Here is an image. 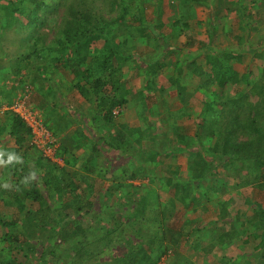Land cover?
I'll return each instance as SVG.
<instances>
[{
	"label": "trees",
	"instance_id": "obj_1",
	"mask_svg": "<svg viewBox=\"0 0 264 264\" xmlns=\"http://www.w3.org/2000/svg\"><path fill=\"white\" fill-rule=\"evenodd\" d=\"M182 1L183 4H201V0ZM211 1L207 24L198 23L209 28L208 43L203 46L206 49L201 51L205 64L198 63L197 54L182 53L174 65L175 83H169L166 88L157 87V73L167 65L172 66L169 61H161L163 56H172L175 51L172 41L179 35L190 34L189 17L184 13L170 23L161 21L158 10L160 21L155 23V19L148 21L145 17L147 6L152 5L148 0H134L128 4L125 0H0V49L3 50V60L8 62L0 80L11 77L19 84H36L37 96L32 92L28 103L33 102L34 97H42V105L47 104L54 88L59 94L65 87V93L77 92L86 101H94L98 121L112 126L129 98L144 102L146 109L141 110V114L156 116L153 109L160 108L159 101L151 96L146 97L145 90L163 97L169 89H175L179 97L183 91L181 79L185 78L195 83L194 92L202 91L206 96V100L201 101L193 136H186L185 127L176 128L177 143L170 150H167L164 142L155 140L157 135L152 136L148 130H142L133 141L129 138L133 132L129 127H122L112 137L110 145L122 155L129 156L132 162L133 159L138 162L135 169L122 174V177L127 176L129 182L127 178L122 180V177L113 174L109 180L113 186L97 189L90 185L85 192L79 190L69 174L60 169L56 162L44 161L40 152L30 145L31 129L20 116L5 113V121L0 122V150L14 151L22 157L25 166L27 152L36 151L39 154L36 165L42 168L47 166V169L27 185L22 180L29 172L20 171V176L11 186L14 191H11V187H0V264H17L14 252L29 262L31 255L36 256L38 251L28 230L40 231L42 227L59 226L61 222L64 225L46 239L49 247L43 248L39 259L47 258L50 264L57 263L61 258L66 260L58 261V264H83L97 259L101 252L99 249L109 247L114 241L113 231L104 225L102 230L105 233L90 242L87 234L94 233L86 228L83 230L82 221L72 218L75 214L80 215L83 203L87 205L89 215L94 210V198L97 200L95 205L100 210H106L96 215H107L114 221L118 213H123L122 209L114 211V207H134L133 212H125L122 220L130 227L138 244L130 249L128 258H121L117 264H124V260L127 264H161L162 261L165 264H196L191 262L195 253L208 257L216 248L225 251L238 243L243 246L258 244V249L250 255L241 252L238 264H264V208L248 201L245 203L254 208L252 216L228 219V209L233 203L232 190L252 186L264 188V48L259 53L257 51L264 39H258L255 49L248 41V50L233 47L212 51L211 46L220 28L216 24L219 11L214 6L216 0ZM246 8L242 6L235 11L239 13L248 40L252 33L257 38V28L261 22L259 12L246 22ZM225 34L233 37V31H226ZM131 41L134 44L130 45ZM97 44H100V49H96ZM154 49L155 53L158 51L161 54L156 59H145L146 67L138 68L136 65L133 72L146 78V88L131 97L130 88L119 79L121 71L128 64L136 63L138 56ZM242 54L250 55L252 61H261L262 66L257 67L256 72H236L231 62L233 56L239 59ZM4 88L3 85L0 89V100L4 98L11 104L12 99ZM38 105L42 106L40 103ZM115 110L119 111L117 115L114 114ZM188 110L186 107L174 114L177 115L174 119L166 117L163 121L174 124L176 120L189 118ZM160 135L166 137L167 134ZM142 140L154 143V149L143 152L139 146L136 148ZM96 151L94 149V157ZM179 154L187 157L188 170L185 177L173 170L172 174L176 175L177 180L167 179L165 185L169 200L166 208L159 212L148 208L151 206L149 198L153 197L149 194L151 188L147 186L146 195L140 198L132 196L130 189H137L134 181L144 178L146 170L151 172L150 165L142 167L141 164L162 162L164 158L170 159ZM61 155L62 152L57 149L56 156ZM22 164L5 167L2 174L11 176L22 168ZM219 168L232 172V187L219 179ZM100 177L106 180L104 174ZM43 190L51 194V201L42 193ZM197 191L202 192L205 205L194 203ZM66 193L72 197L71 200H64ZM85 193L90 199H85ZM214 194L228 197L213 202ZM112 197V205H104L109 202L105 199ZM178 204L187 211L185 215L194 214L196 219L186 220L179 227L173 226L171 221ZM147 210L152 214L150 217L146 216ZM56 212L65 213V216L59 215L60 218L56 219ZM211 214L216 219L205 217ZM99 217L98 222L101 221ZM104 223L108 224V221ZM75 224L77 231L68 228ZM66 232V235L63 234ZM115 235L117 239L124 237L122 232ZM191 238L194 243H200L194 246L195 251L188 245ZM60 243H68L70 248L65 247L60 251ZM50 248L53 249L48 253ZM56 248L60 253L55 251ZM192 251L193 254L189 255ZM68 254L75 260L67 259Z\"/></svg>",
	"mask_w": 264,
	"mask_h": 264
},
{
	"label": "rangeland",
	"instance_id": "obj_2",
	"mask_svg": "<svg viewBox=\"0 0 264 264\" xmlns=\"http://www.w3.org/2000/svg\"><path fill=\"white\" fill-rule=\"evenodd\" d=\"M132 1L134 0H125V3L128 4V3H131ZM148 1H149L148 2L149 5L152 4L151 6H147V9L145 12L146 14L145 17H146V20L148 21L151 19H155L156 20V21L154 20L155 23H158L160 21L158 20L159 18L157 14L158 10H160L161 12V17H162L161 21H164V22L171 23L172 21L176 20L181 13H184V15H187L189 17L188 25L190 28L189 30L190 34L186 36L179 35L175 41L171 40L172 46L174 47L173 49H175V51L172 52V56L167 54L163 56L161 60L165 63L167 61H169V63L170 62L172 63V66L167 65L165 68H163V70L157 73L158 75L156 79L157 87L164 86L167 88L169 86V83H172V84L175 83L176 77H175L174 65H175V62L179 60V58H181L180 55L182 53L183 54L191 53L195 55L197 54L198 63L205 64V56L201 53V51L206 49V46L205 47L203 46L207 45L208 43L209 28L207 25H198V23L203 22L204 24H207V21H208L207 14L209 12L208 6L212 5L213 1L201 0V4L197 6L193 4H189V3L183 4L182 0H148ZM214 6L219 10L217 12L218 19L216 20V24L219 25L220 31L215 36L214 45L211 46L212 51H214L215 49L225 50V49H230L233 47H241V48H244L245 50H248L250 46L249 42L252 43V46L255 49L257 47L258 39L259 40L264 39V0H216V2H214ZM242 6L247 7L244 12L246 22H249L252 19V17H254L256 12H259L260 14L259 17H260L261 23L257 28V38L254 37L255 33H252L251 37H249L248 40L245 37L246 30L243 29V25L240 22L239 13L235 11V9H239ZM169 26H168V29H169ZM226 31L228 32L233 31V37L230 38L226 36L225 34ZM169 34L171 36V33ZM132 44H134L133 41L130 42V45ZM263 46H264V43H262L260 46V49L257 50L258 53L262 50V48H264ZM1 49H0V76L3 75L2 71L7 69L8 67V62L6 60H3V57H2L3 50ZM96 49H100V44L96 45ZM155 50L156 49H154L153 51H149L148 54H141V56H138L136 63L128 64L125 68L122 69L121 77L119 79L121 82L126 83L125 85H127V87L130 88V92H129L130 95H134L137 92L142 91L143 89L145 90L146 88L145 86L147 85L146 78L142 76H137V74H134L133 72L136 71L135 69L136 65H138L137 66L138 68L146 67V65H144V62H146L145 59H148V60L156 59L158 57L157 55L161 54V52H158V51L157 53H155ZM239 59L233 56L231 65H233V70L241 74L246 73L249 70H251L252 72H256L255 69L259 66H262L261 61L259 60L252 61L250 55L248 54H244V55L242 54L241 57H239ZM10 78L11 77L9 78L6 77L5 81L3 79L0 80V89H2V86L4 85L5 86L4 90L9 93V97H11V99L13 100L15 97V92H14L15 88L14 86H12V83H16L15 82L16 80L12 78L10 79ZM181 84H182L183 91L181 94H179V97H178V93L174 91L175 89L173 90L169 89L166 96H163V97L159 93L152 94V92H150L149 90H145V93H144L146 97L151 96V97H154L155 99L157 98L156 99L157 102L159 101L160 108L157 109V107H155L153 109L154 113L156 114V117H154L151 120L150 126H152L153 128V130L151 131L152 133L151 135L152 136L157 135V137L154 139L158 140V142H161V143L164 142L167 150H170L171 148H173L174 145L177 143L176 128L180 126L185 127L184 131H186L185 133L186 136L187 137L193 136V133L195 131V123H196L195 121L198 117L200 108L202 107L201 101H203L204 99L206 100V96L201 93L202 91L201 92L193 91V89L195 88V83H191L187 81L185 78H183L181 79ZM20 86L21 87L29 86V88L31 89L30 90L31 94L32 92L33 93L36 92L35 90L37 87L36 84L34 85L28 82L27 84L25 83L19 84L18 88H20ZM54 90L56 91L55 88ZM55 91L52 93L53 96H48V97H51L49 100L50 101L54 100V102H57V101L59 102L60 99L62 100L64 98L63 96L65 93L63 92H65V90L64 89L60 90L61 94L60 93L58 94L57 91L56 92ZM69 93L70 91H67L66 94H69ZM39 94L41 95L42 93L40 92ZM37 101H39L40 105H42V103L40 102V98H39V100L36 99L33 102H31V106L35 109L36 112H39L42 116L41 107L37 105ZM252 101H255V99H252ZM132 103L134 105L133 109H135L137 105L141 108L140 110L137 108L139 111L141 110L144 111V109H146L144 102L138 98H136ZM9 105L11 104L10 103L8 104V102L4 98L0 100V122L1 123L5 121L4 119L5 113L11 112L9 110H5V108L8 107ZM186 107L189 109L188 113L186 112L187 114H189L190 116L189 118H183L180 120H176L174 124L171 123L172 121H168V122L163 121L164 118L166 117H168V119H174L175 117H177V115H174V114L180 112ZM116 112L117 111L114 112L115 115H116ZM78 113L80 114L79 115L80 117L81 116L83 117V115H81V111H78ZM141 115H143L144 118L146 116V114L144 113ZM42 121L44 125L46 126V128L48 129L45 121L43 120V116H42ZM147 125L148 124H146V126H144L143 128L147 127ZM48 131L50 132L49 129ZM160 133H166L167 135L165 137L164 135H160ZM50 134L52 136L53 141L55 140L56 142V146H55V151H56L57 149H59L58 140H56L53 137L51 132ZM99 135L101 136V134ZM138 146L143 152H147L151 149H154L155 144L150 142L149 140H142L140 144L136 146V148ZM112 151L114 150L112 149ZM28 153L29 152H27V154ZM52 153H54L53 150H52ZM32 154L33 155L31 154L29 155V160L33 158L30 160L29 165L25 166L22 164L24 167L22 166L20 170L16 171L14 174L12 173L11 176L2 174L5 167H0V180L2 182H5V181L8 182L13 187L15 179H17L20 176V173H19L20 171H22L23 173H26V172H31L33 170V166H34L33 162L36 161L39 154L36 151H32ZM148 156L149 155H147L146 157L148 158ZM43 160L45 161V159ZM162 160H165V161L154 162V163L146 162L144 164H141L142 167H145V165L147 166L150 165L151 172L148 173L147 172L148 170H146L144 172L145 177L142 178L140 181H137L136 183L133 184L137 187L138 191L137 189L136 191H133L132 189H130V191L133 192V195H132L133 197L140 198V196L146 195L145 194L146 186L151 188L149 194L153 198H149V200L151 201V206L150 207L148 206V208L149 209L152 208L158 212L164 209L163 207H165L166 203L169 200V194L166 190V185H165L167 179L172 178L174 182L177 180L176 175H173L172 171L173 170L179 171L182 177H185V173L188 170L187 157L182 154H179L173 158L171 157L170 159L164 158ZM111 161L113 163L111 173L116 174V176L120 178L122 177V174H124L127 170L132 171L138 165V162L136 161V159H133V162H132L129 156L127 155L123 156L121 153H115V154L112 153ZM56 162H58V160H56ZM126 163H127V166H126ZM119 164H120L119 170L114 171L116 170V169H113L114 166H118ZM40 169H41L40 173L43 175L44 170L47 169V166L43 168L41 167ZM218 173H219V179H221L224 184H227L228 187L233 186L231 171L223 170L219 168ZM36 174H39V172H36ZM150 174H152L153 176H151ZM126 178L127 176H123L122 180ZM12 187L10 189L11 191H14ZM42 193L46 197H49V201H51V196H49L51 194L47 193L45 190H43ZM201 193L202 192L197 191L195 198H194L195 199L194 203L197 204L198 206L206 204V201L202 197ZM230 194H231V197H233V203L228 209V213H229L228 219L233 220L236 218L252 216L254 208L251 205H247L245 203L248 201L253 204L254 203L259 204L260 206L264 208V188H258L257 186L240 188V189L232 190ZM226 196L228 197V195L221 196L220 194H214L212 197L213 199L212 201L213 202L215 200L223 201L227 198ZM84 197L86 200L90 199L89 197H86V193ZM113 197L111 199H108V198L105 199L109 202L104 205H108V206L112 205L111 201ZM94 200H95L93 201L94 210H92V212L89 215H87L88 213L87 205L83 203L80 215L75 214L72 216V218L75 219L76 217L78 220L82 221L83 230H85L86 228L88 229V231H91L94 233V235L90 233L87 234V236L89 235L87 237L88 241L90 242L95 241L96 238H99L100 236H102V234L105 233V231L102 230V227H104V225L107 226L106 229L113 231L114 234L112 235H113L114 241L112 242L111 245H109V247L105 246L99 249L101 250V252L98 255L97 259H90V261H85L83 264H117L121 258L123 257L128 258L130 254L129 252H131L130 249L132 250V247L138 244L137 240L134 238L133 233L129 229L130 227L128 228L126 226V223L122 220V217L126 215L125 212L126 213L133 212L134 207L133 205L127 208L125 205L114 207L113 208L114 211L121 210V209L123 211V213L117 214V216L115 217L116 221H114V220H111L109 216L107 215H102L100 217L96 215V213L99 214L100 211L104 212L105 208L100 210L97 207V205H95L97 201L96 198H94ZM29 204H32V203H29ZM0 209H2L1 203H0ZM186 212L187 211L182 205L178 204L176 208H174L175 216L171 221L173 223V226L179 227L186 220L196 219V215L194 214L185 215ZM59 215L65 216V213L56 212L55 213L56 219L60 218ZM151 215H152L151 212L147 210L146 216L150 217ZM209 216L213 218V220L216 219V216H213L212 214L205 215V217H209ZM97 217H99V220L101 219L100 222L97 221ZM107 221H108V224H105L104 222H107ZM63 225H64L63 222L59 224V226H63ZM59 226H54L53 224L52 227L50 226L42 227L40 231L38 229L28 230L29 231L28 233L33 238L32 243L37 245L38 253H36L37 254L36 256L31 255V259L28 262L25 260L23 256H20L19 254H16V252H14L13 256L16 258V263L17 264H50L47 258L39 259V256H41L43 248L49 247L47 245L48 243L46 239L54 235L55 232L58 231ZM75 226L76 224L73 226H69L68 228L77 231L75 229ZM227 227H229V225H227ZM119 232H122V235L124 236L122 239L116 238L115 234ZM63 234L66 235L67 232ZM62 237L64 238V235H62ZM60 245H61L60 251L65 249V247L70 248V245L68 243H64V244L60 243ZM188 245H190V248H192V250L195 251L194 246H199L200 243L198 244L194 243L191 238V240L188 242ZM52 249L53 248H50L48 250V253ZM257 249H258L257 243H249L248 245H245V246L238 243V244H233L232 246L229 247V249L225 251H222L216 248L212 252V254L208 257H204V255H202L201 253H195L191 259V262L196 263V264H238L240 262L239 256L241 252L250 255V253H253ZM55 251L60 253V251H58L57 248L55 249ZM191 254H193V251L189 252V255ZM171 255H173V253ZM65 257H67V254L65 255ZM67 259L75 260V257H73L71 254H68ZM177 259L178 257H176V260ZM65 260L66 258H61L58 261L62 262ZM58 261L55 264H58ZM124 262H125L124 264H127L126 260H124ZM161 264H165V263L163 262ZM183 264H185V262Z\"/></svg>",
	"mask_w": 264,
	"mask_h": 264
},
{
	"label": "crops",
	"instance_id": "obj_3",
	"mask_svg": "<svg viewBox=\"0 0 264 264\" xmlns=\"http://www.w3.org/2000/svg\"><path fill=\"white\" fill-rule=\"evenodd\" d=\"M63 89L66 90L65 87ZM35 93L34 95L37 96ZM66 93L59 102L49 100L47 104L41 106L43 120L53 137L58 140L59 150L62 152V155L58 156V162L56 163L60 169L65 170L69 174L70 179L76 183V186L82 192H85L87 186L90 185L97 189L111 187L113 184L109 180L113 176L111 173L113 166L111 161L112 153H120V151L111 147L110 141L112 137L116 136L118 131L122 130V127H129L130 132L134 133L129 137L132 140L138 138L140 132L144 129L151 133L153 130L152 126H150L151 120L156 116L146 115L145 119L141 115L138 105L133 109L134 105L132 102L135 99L129 98L128 103L125 105L126 108L124 107L120 114L117 115L118 117H116L114 124L111 126V124L98 121L94 101H86L77 92ZM134 95L130 96L133 97ZM34 98L39 100V98ZM38 103L39 101H37V105ZM78 111H81L83 117L79 116ZM146 124H148L147 127L143 128ZM94 149L97 150L95 157ZM30 154L33 155L32 150L27 154V165L33 159L29 160ZM36 161L33 162L32 171L39 172L36 175L41 176L40 168L42 166L36 165ZM119 167L120 164L114 166L113 169H116L114 171H118ZM102 174H104L106 180L100 177ZM137 181H134V183ZM66 198L72 199L68 193L65 194L64 200Z\"/></svg>",
	"mask_w": 264,
	"mask_h": 264
},
{
	"label": "built area",
	"instance_id": "obj_4",
	"mask_svg": "<svg viewBox=\"0 0 264 264\" xmlns=\"http://www.w3.org/2000/svg\"><path fill=\"white\" fill-rule=\"evenodd\" d=\"M18 85L17 82L12 83V86L15 88V97L11 105L6 107L5 110H9L13 114L20 116L31 129L32 138L30 145L39 151L44 159L56 162V142L55 140L53 141L50 132L44 125L41 114L35 111L31 103H28L31 96V89L29 86L18 88ZM52 150L54 153H52Z\"/></svg>",
	"mask_w": 264,
	"mask_h": 264
},
{
	"label": "clouds",
	"instance_id": "obj_5",
	"mask_svg": "<svg viewBox=\"0 0 264 264\" xmlns=\"http://www.w3.org/2000/svg\"><path fill=\"white\" fill-rule=\"evenodd\" d=\"M116 115L118 114V110H115ZM114 111V112H115ZM115 114V113H114ZM23 159L19 155H17L14 151H6V150H0V167H8L12 166L15 167L16 165L22 164ZM36 177V172L31 171L29 174L22 180V183L28 184ZM0 187H3L4 189H8L11 187V185L8 182H3L0 184Z\"/></svg>",
	"mask_w": 264,
	"mask_h": 264
}]
</instances>
